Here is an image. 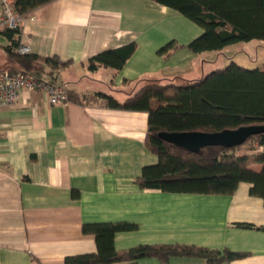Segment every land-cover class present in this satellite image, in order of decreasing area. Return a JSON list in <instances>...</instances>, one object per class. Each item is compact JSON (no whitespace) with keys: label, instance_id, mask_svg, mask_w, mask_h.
Instances as JSON below:
<instances>
[{"label":"crops","instance_id":"crops-1","mask_svg":"<svg viewBox=\"0 0 264 264\" xmlns=\"http://www.w3.org/2000/svg\"><path fill=\"white\" fill-rule=\"evenodd\" d=\"M22 14L12 37L0 30V68H19L8 52L19 45L70 61L55 69L42 63V72L73 97L51 104L45 93L23 90L17 103L0 106V264H66L67 257L95 253L96 237L82 227L97 222L136 224L116 233L117 250L179 243L247 253L219 263L173 256L111 264H264V200L251 194L252 183L240 182L232 194L141 188L143 168L159 161L146 145L149 114L110 107L101 96L122 102L144 77L198 79L242 53L264 70V40L194 53L187 45L204 29L154 0H52ZM173 41L169 56L160 52ZM131 42L137 49L122 69L89 68L93 56ZM246 146L236 153L264 151L254 141Z\"/></svg>","mask_w":264,"mask_h":264},{"label":"trees","instance_id":"trees-1","mask_svg":"<svg viewBox=\"0 0 264 264\" xmlns=\"http://www.w3.org/2000/svg\"><path fill=\"white\" fill-rule=\"evenodd\" d=\"M52 0H15V8L25 13ZM180 11L200 25L203 33L187 47L194 53L222 51L231 44L264 40V0H154ZM9 37L16 32L9 30ZM177 47L171 42L160 52L166 56ZM137 43L105 50L88 60L91 70L98 67L122 69L135 53ZM9 60L19 65L25 74L44 71L42 63L52 69L67 66L57 56L40 57L20 54L8 47ZM132 94L120 102L102 94L113 108L146 111L149 114L146 145L159 157L157 164L145 166L136 182L144 189L166 192L232 194L240 182L252 183V195L264 200V151L238 155L237 150L250 141L264 146V131L252 135L235 147L208 146L195 153L160 137L161 132L205 131L218 132L243 126H264V70L246 68L231 61L224 68L214 69L201 78L184 82L144 77L136 82ZM72 95V96H71ZM73 93L69 89V98ZM78 101L77 98H74ZM262 163L260 171L250 164ZM251 227V224H239ZM127 222L85 223L86 234L96 237L98 251L66 258V264H111L132 262L145 257H157L163 262L173 256L204 257L219 263L242 258L247 253L230 249L213 250L187 244H141L117 250V232L136 229Z\"/></svg>","mask_w":264,"mask_h":264},{"label":"built area","instance_id":"built-area-1","mask_svg":"<svg viewBox=\"0 0 264 264\" xmlns=\"http://www.w3.org/2000/svg\"><path fill=\"white\" fill-rule=\"evenodd\" d=\"M25 18L15 8V0H0V30L19 31ZM27 45H19L16 52L29 54ZM23 90L43 92L51 104H64L69 100V88L63 81L46 80L38 74H25L21 70L0 68V106L18 102Z\"/></svg>","mask_w":264,"mask_h":264},{"label":"water","instance_id":"water-1","mask_svg":"<svg viewBox=\"0 0 264 264\" xmlns=\"http://www.w3.org/2000/svg\"><path fill=\"white\" fill-rule=\"evenodd\" d=\"M264 126L251 125L218 132L184 131L161 132L160 137L189 151L198 153L208 146L235 147L242 145L252 135L262 133Z\"/></svg>","mask_w":264,"mask_h":264},{"label":"rangeland","instance_id":"rangeland-1","mask_svg":"<svg viewBox=\"0 0 264 264\" xmlns=\"http://www.w3.org/2000/svg\"><path fill=\"white\" fill-rule=\"evenodd\" d=\"M235 61L241 65V66H244L246 68H257L256 64H260V63H255L252 59H251V56H249L248 54L246 53H242V54H239V56L235 59ZM231 62L227 60V62H222V63H219V65H217V67H214V69H217V68H224L225 66H227L229 63ZM39 76L40 77H45L47 78L48 80H51V77L50 75H47L43 72L39 73ZM247 146L246 147H251L253 145V140L248 142L246 144Z\"/></svg>","mask_w":264,"mask_h":264}]
</instances>
